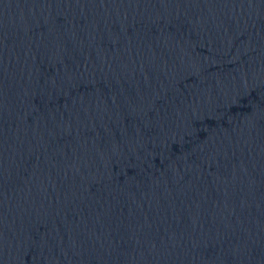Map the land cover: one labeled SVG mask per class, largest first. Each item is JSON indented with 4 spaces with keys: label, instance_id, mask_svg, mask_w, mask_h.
<instances>
[{
    "label": "water",
    "instance_id": "water-1",
    "mask_svg": "<svg viewBox=\"0 0 264 264\" xmlns=\"http://www.w3.org/2000/svg\"><path fill=\"white\" fill-rule=\"evenodd\" d=\"M0 264H264V0H0Z\"/></svg>",
    "mask_w": 264,
    "mask_h": 264
}]
</instances>
